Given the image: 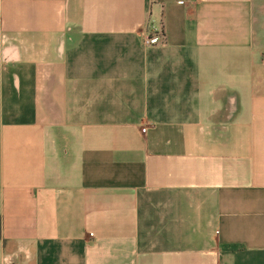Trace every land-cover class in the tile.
<instances>
[{"label":"crops","instance_id":"1","mask_svg":"<svg viewBox=\"0 0 264 264\" xmlns=\"http://www.w3.org/2000/svg\"><path fill=\"white\" fill-rule=\"evenodd\" d=\"M0 264H264V0H0Z\"/></svg>","mask_w":264,"mask_h":264},{"label":"built area","instance_id":"2","mask_svg":"<svg viewBox=\"0 0 264 264\" xmlns=\"http://www.w3.org/2000/svg\"><path fill=\"white\" fill-rule=\"evenodd\" d=\"M162 40V32L154 24H149L144 34V43L147 46H153Z\"/></svg>","mask_w":264,"mask_h":264}]
</instances>
